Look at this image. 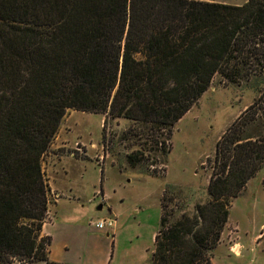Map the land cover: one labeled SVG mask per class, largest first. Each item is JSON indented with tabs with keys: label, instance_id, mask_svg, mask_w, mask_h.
Returning a JSON list of instances; mask_svg holds the SVG:
<instances>
[{
	"label": "trees",
	"instance_id": "obj_1",
	"mask_svg": "<svg viewBox=\"0 0 264 264\" xmlns=\"http://www.w3.org/2000/svg\"><path fill=\"white\" fill-rule=\"evenodd\" d=\"M216 76L264 78V0H0V264H61L43 234L42 162L68 110L129 119L135 164L167 155ZM252 121L246 111L217 142L206 201L183 207L164 191L147 264H213L231 199L264 164V137L244 134Z\"/></svg>",
	"mask_w": 264,
	"mask_h": 264
},
{
	"label": "rangeland",
	"instance_id": "obj_2",
	"mask_svg": "<svg viewBox=\"0 0 264 264\" xmlns=\"http://www.w3.org/2000/svg\"><path fill=\"white\" fill-rule=\"evenodd\" d=\"M207 1L241 5L247 0ZM253 81L258 82L257 88H254ZM263 87V77L241 86L225 87L216 76L211 87L175 124L167 143L170 145L167 155L153 159L145 153L135 164L129 156L139 147L137 139L127 133L132 124L129 119L68 110L42 166L49 185L50 157L56 156L61 149L83 151L81 160L86 172L82 185L88 199L84 201L82 210L76 207L77 204L69 205L63 201L57 205V219L66 214L75 223L69 221L68 227L60 221L65 226L55 223L49 227L51 255L65 260L66 264H82L80 255L89 239L92 251L89 264H147L154 250L153 232L158 224L155 214L159 206L156 204L161 201L164 191L173 194L183 207L206 201L209 180L215 169L217 142L246 111L253 121L244 134L264 137V95L260 98ZM263 179L264 164L240 195L231 199L228 222L221 241L212 252L213 264H264ZM49 189L46 222L51 219L56 202V191L50 185ZM96 190L99 191L97 196H104L101 210L97 209L101 201L93 198ZM109 206L118 214L126 211V215L136 217L131 218L129 229L115 238L114 256H111L110 237L95 227L99 219H117ZM139 209L140 213H134Z\"/></svg>",
	"mask_w": 264,
	"mask_h": 264
},
{
	"label": "crops",
	"instance_id": "obj_3",
	"mask_svg": "<svg viewBox=\"0 0 264 264\" xmlns=\"http://www.w3.org/2000/svg\"><path fill=\"white\" fill-rule=\"evenodd\" d=\"M49 167H48V176H49V185L51 187V189L54 191H56V202H55V207L53 209L54 213L51 217V219H49V221L45 222L44 226H43V232L45 233V235H49L52 239V235L50 233L49 227L54 226V224L59 223V225L61 226H65L64 223L65 222L67 224V226L69 227L68 222L72 220V223L74 222V219H72L70 217V215H66L64 214L63 216L60 217V219H57L58 215H56V213H58L57 211V205L59 203H61L62 201L66 204L72 205V204H77L76 207L80 210L84 209V201H87L88 198H86L85 196V186L82 185V182L85 178V172H86V167H83V160H81V158H75L72 154H61L60 150L57 151V155L56 156H51L49 161H48ZM101 188V185H100ZM99 191H94L93 192V198L97 199L99 198V200H103L102 197H106V192H105V187L103 185V193L104 196L99 194V196H97L96 194ZM91 199V198H90ZM122 199H124L122 197ZM91 201V200H90ZM100 204L102 205V201L100 202ZM99 204V205H100ZM157 206H159V208L157 207V211H156V221H157V228L156 230L153 232V239L155 240V235L157 233L158 230V226H159V220H160V216H161V201L159 200L156 204ZM104 205H102L103 208ZM75 207V208H76ZM110 207V206H109ZM76 208V209H77ZM101 208V209H102ZM98 209V206H97ZM98 209V210H101ZM135 209L137 210V207H135ZM111 212L112 211V206L110 207ZM85 211H87V209L85 208ZM115 216H117V222H116V226L113 229H109V228H104V229H100L103 230L105 236L107 238L110 237L111 239V256H114V243H115V238H119L123 235L124 231L127 229H129V225L131 223V218H136V217H131V215H126V211L125 212H120L119 214L116 213V211H114ZM141 209H139L138 211H135L134 213H140ZM119 217V218H118ZM101 220V219H99ZM98 220V221H99ZM62 221V222H60ZM133 225V224H131ZM96 227V226H95ZM97 228V227H96ZM99 229V228H97ZM112 233H114V236L112 237ZM95 235V234H93ZM90 245V241L89 239L87 240V242L84 243L83 245V250L81 253V257H80V262L82 264H89V259L92 255V251L90 249L91 246ZM64 247H66L67 249H71V246H69L68 244H64ZM49 258L52 261L61 263V264H66L65 260L58 258L54 255H51V250L49 252Z\"/></svg>",
	"mask_w": 264,
	"mask_h": 264
},
{
	"label": "built area",
	"instance_id": "obj_4",
	"mask_svg": "<svg viewBox=\"0 0 264 264\" xmlns=\"http://www.w3.org/2000/svg\"><path fill=\"white\" fill-rule=\"evenodd\" d=\"M116 218L115 217H110L108 219H101L96 222L95 226L99 229H104V228H109L113 229L116 226Z\"/></svg>",
	"mask_w": 264,
	"mask_h": 264
},
{
	"label": "water",
	"instance_id": "obj_5",
	"mask_svg": "<svg viewBox=\"0 0 264 264\" xmlns=\"http://www.w3.org/2000/svg\"><path fill=\"white\" fill-rule=\"evenodd\" d=\"M102 208V205L100 204V205H98V209H101Z\"/></svg>",
	"mask_w": 264,
	"mask_h": 264
}]
</instances>
